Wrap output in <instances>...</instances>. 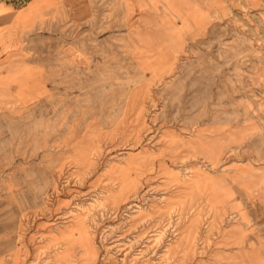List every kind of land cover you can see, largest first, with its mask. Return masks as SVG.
Returning <instances> with one entry per match:
<instances>
[{"label": "rangeland", "instance_id": "rangeland-1", "mask_svg": "<svg viewBox=\"0 0 264 264\" xmlns=\"http://www.w3.org/2000/svg\"><path fill=\"white\" fill-rule=\"evenodd\" d=\"M68 1L0 40L44 84L0 89V264H264V0H200L195 33L161 3L172 35Z\"/></svg>", "mask_w": 264, "mask_h": 264}, {"label": "crops", "instance_id": "crops-1", "mask_svg": "<svg viewBox=\"0 0 264 264\" xmlns=\"http://www.w3.org/2000/svg\"><path fill=\"white\" fill-rule=\"evenodd\" d=\"M63 1L64 0H9L10 3L9 5L6 4L7 6L0 4V32H5L4 35L2 34L3 36L0 40H5L6 34L12 30L14 26L19 24L21 30L20 46L22 48V53L24 54L25 44H27L26 51L29 50L30 29H34L38 32H41L42 30L56 29V24L41 22V20L47 16L53 15L58 9H60ZM142 1H145L144 3L146 6L148 5V7L143 6L144 9L141 12ZM18 3L21 4L20 22L15 23L16 16L14 13L16 12V9L14 6ZM129 3L133 15L136 17L137 13H140L141 19L148 24V28L145 29H159L161 27L160 29L165 31L170 29L169 34L172 35L171 22L167 17V12H164L165 14L160 20L154 17V9L161 3L166 7V10H168L170 14H175L178 18L184 20L185 28L188 32H202L205 29L204 8L201 6L202 4L200 0H129ZM68 4L71 9H76V0H69ZM157 20L159 23L155 24V27L153 24L154 21ZM142 40L146 41V45L148 46L158 47L163 45L162 41H156L154 38H145L144 36V39L142 38ZM44 42L48 41L44 39ZM47 50H50V45H44L42 47L38 45V52H49ZM12 58V50L7 49L5 45L0 44V89L4 86H9L11 88L12 86H15L14 89L17 92V95L24 99L29 96H34L38 94L40 90L44 89L42 78H34V76L29 77L26 75V71H24L23 68H21L20 74L11 71L8 66L12 62ZM21 64L23 65V62H21ZM14 79L16 82H14ZM68 264L74 263L69 261Z\"/></svg>", "mask_w": 264, "mask_h": 264}]
</instances>
